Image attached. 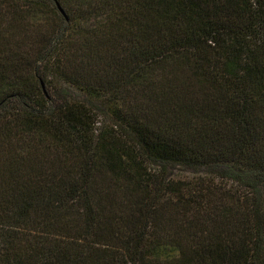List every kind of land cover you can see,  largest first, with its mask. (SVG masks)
<instances>
[{"label": "trees", "instance_id": "trees-1", "mask_svg": "<svg viewBox=\"0 0 264 264\" xmlns=\"http://www.w3.org/2000/svg\"><path fill=\"white\" fill-rule=\"evenodd\" d=\"M263 8L0 0V264H264Z\"/></svg>", "mask_w": 264, "mask_h": 264}, {"label": "rangeland", "instance_id": "rangeland-1", "mask_svg": "<svg viewBox=\"0 0 264 264\" xmlns=\"http://www.w3.org/2000/svg\"><path fill=\"white\" fill-rule=\"evenodd\" d=\"M32 2H34V1H32ZM32 2H31V3H32ZM15 6H17V7H22L24 10H27V9H29V8L31 7L29 3H24V2H19V3H17V5H15ZM262 10H263V12H264V8H263ZM43 11H45V12L47 13V16H48L51 20L57 18V16H56L55 13L53 12V9H52V8L46 6V7L43 8ZM107 122H111V120L109 119V117L104 116V115H99V116L97 117V123H96V126H97L98 128H97L96 132L98 131L99 127H100L103 123H107Z\"/></svg>", "mask_w": 264, "mask_h": 264}, {"label": "water", "instance_id": "water-1", "mask_svg": "<svg viewBox=\"0 0 264 264\" xmlns=\"http://www.w3.org/2000/svg\"><path fill=\"white\" fill-rule=\"evenodd\" d=\"M56 6H57V8H58L59 12H60V13H62V14H64V12H63L62 8H61V7L58 5V3H56Z\"/></svg>", "mask_w": 264, "mask_h": 264}]
</instances>
